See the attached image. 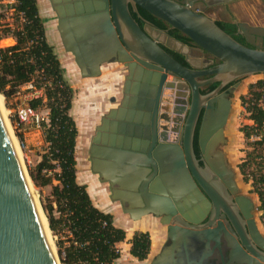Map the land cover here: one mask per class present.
<instances>
[{
  "label": "water",
  "instance_id": "95a60500",
  "mask_svg": "<svg viewBox=\"0 0 264 264\" xmlns=\"http://www.w3.org/2000/svg\"><path fill=\"white\" fill-rule=\"evenodd\" d=\"M51 3L65 51L74 56L83 78L100 77L105 63H121L129 71L122 105L111 111L110 141L99 139L104 127H99L93 140L91 170L100 182L109 185L111 198L119 200L133 219L153 213L163 224H169V243L151 264H217L211 244L215 240L220 245L216 232L192 229V223L198 221L196 213H209L211 208L216 217L221 212L228 216L243 245L254 255L235 241L230 244L226 264H264V241H257L259 248L251 244L239 227V209L235 212L230 208V204L240 205L251 230L257 231L249 212L254 202L239 195L237 173L223 149L229 142L226 126L234 91L224 89L242 77L264 74V28L249 27L261 37L256 43L247 33L252 44L247 46L210 17L168 0ZM130 6L136 12L141 7L166 21L220 64L214 68L202 66L190 47L167 31L151 24L141 27ZM167 49L183 55L190 66L179 62ZM169 75L173 76L171 80L167 79ZM206 75L212 77L198 79ZM210 83L219 86L203 94L201 87ZM121 115L129 117L114 121ZM200 119L199 145L206 167L200 166L195 151ZM101 142L110 148L101 147ZM112 153L113 163L109 161ZM136 206L142 212L134 215ZM41 212L52 233L0 106V264H62Z\"/></svg>",
  "mask_w": 264,
  "mask_h": 264
},
{
  "label": "trees",
  "instance_id": "16d2710c",
  "mask_svg": "<svg viewBox=\"0 0 264 264\" xmlns=\"http://www.w3.org/2000/svg\"><path fill=\"white\" fill-rule=\"evenodd\" d=\"M4 1L10 0H0V16L3 8L11 9L19 22L16 27L6 25L2 29L4 36L14 38L15 43L0 48V92L8 99L28 83H34L36 90L42 91L30 105L48 110V120L42 123L48 149L37 170H31L30 175L37 186L52 185L51 197L42 203L50 229L57 237L61 262L115 264L121 257L119 245L127 240L128 233L115 223L113 214L95 204L88 186L79 181L75 155L79 129L72 114L75 90L47 38L38 0H14L7 4ZM218 24L224 29L222 23ZM257 87L264 89V79L251 84L249 95L242 97L253 124L240 129L251 148L240 168L245 175L246 169H250L246 178L252 180L261 201L259 209L264 212V104L263 90L257 91ZM12 121L17 127L18 119L12 117ZM45 169L53 170L54 175H46ZM129 242L134 257L140 261L148 259L152 250L148 231H136Z\"/></svg>",
  "mask_w": 264,
  "mask_h": 264
},
{
  "label": "rangeland",
  "instance_id": "374dc122",
  "mask_svg": "<svg viewBox=\"0 0 264 264\" xmlns=\"http://www.w3.org/2000/svg\"><path fill=\"white\" fill-rule=\"evenodd\" d=\"M13 2L14 0L4 1L5 4ZM38 4L40 6L39 8H41L40 12L42 18H44V20L46 18V32L50 44L54 47L55 52L59 56L63 67H65L66 64H71L72 66V72L67 70L66 68L64 69L71 86L75 90V103L79 98L87 100V98L84 97L83 94L88 96L89 104L87 106V109L85 110V115H82L75 110V112L72 110V114L76 119L79 129V136L77 139L75 154L78 163V178L81 183L88 182L89 184H94L91 179L93 175L89 170L87 161L85 160V157L87 155L88 139L94 131L95 122L97 120L96 117L99 118L102 113H107L109 107L112 106V97L120 99L122 85L127 70L124 64L119 63L118 65H116L115 71H113V65L103 66V73L100 77L83 78L79 68L74 61V56L71 53L65 51V48L63 47V43L61 41V37L56 31V16L53 9L51 8L49 0H38ZM242 7L243 9L240 17L234 18L238 19L239 21L248 22L253 25L264 27V5L256 7L251 6L247 8L242 5ZM1 13L3 15L0 16V48L8 46L10 44H14L13 38L4 36L2 29L6 25L16 27L19 22L13 16V11L11 9L6 10V8H3ZM48 31H50V33H54L55 37L49 38ZM240 79L241 83L232 93V112L229 122L226 126V136L229 139V142L223 147V149L227 154L229 163L237 173V182L240 188V193L250 197L255 204V218L258 222L261 232L264 234V212L259 209L261 201L258 194L255 192L252 180L248 181L246 178V175L248 176L250 174V169H246L245 175L241 172L240 168V165L246 158L248 151L251 150V148L247 144L244 133L240 129L244 125L253 124V121L249 119V112L247 111V108L242 103V97H247L249 95L250 85L257 83L261 79H264V74L248 75ZM90 87L93 88L91 89L92 93L90 92ZM256 90L261 91L263 90V88L257 87ZM38 96H41V92H36L35 89L31 90L27 87V85H23L20 90L10 98L7 99L3 95V109L5 111V116L11 129V133L13 134L14 139L17 141L18 147L20 149L21 159L31 179L32 187L36 192L38 203L43 208L42 201L47 202L48 198L51 197L52 185L37 186L30 175V171L37 170L38 165L42 161L43 155L47 152L48 149V144L46 143L44 138L43 125L41 126L42 118L48 117V110L45 107L37 110L39 122L32 119L29 121H22L19 116V110L25 106H30V101L34 97ZM12 117L18 119V121L16 122L17 127L13 123ZM17 133L20 134L23 138L21 139L17 135ZM54 183L57 182L54 181ZM103 186H105V184ZM99 188L100 187L96 188V191L92 193L94 202L102 209L111 211L110 209L112 207V204L109 203L105 205L108 199L106 201L105 197L101 195ZM123 216L127 217L125 214H120L119 218ZM124 219L126 220L120 218V220L118 221V225L126 229L128 233L127 240L119 245V247L121 248V257L115 264H150L152 259L167 243L168 226L161 223L158 219L152 216H147L142 219V221L137 222H134L132 219L128 218ZM149 224H152L150 230L148 229ZM152 229H154L153 232ZM136 231H148L151 235V238L156 234H159L160 237L157 248L151 250L148 259L145 261L138 260L130 253L131 243L129 241L132 239ZM51 234L54 245L56 246V251L58 252V257L60 259L56 242L57 237L53 234V232Z\"/></svg>",
  "mask_w": 264,
  "mask_h": 264
},
{
  "label": "flooded vegetation",
  "instance_id": "af4514ba",
  "mask_svg": "<svg viewBox=\"0 0 264 264\" xmlns=\"http://www.w3.org/2000/svg\"><path fill=\"white\" fill-rule=\"evenodd\" d=\"M50 4L52 6L51 0ZM171 2H174L180 6L186 7L189 10L204 15L206 17H210L211 19L215 20L217 23H222L224 26V30H226L229 34H231L237 41L240 43L247 45V46H252V44L249 42V40L246 37V34L249 33L250 36H252V39L254 42L259 43V38L261 37L258 33L252 31L249 29V27H262L263 26H258V25H253L248 22H243L239 21L238 19L234 17H240V14H242V5L247 8V7H256V6H261L264 5V0H168ZM53 8V6H52ZM131 12L133 17L137 19L141 27H144L146 24H151L155 26L156 28L162 29L164 31H167L169 34L174 36L175 38L180 39V37H185L187 40L183 41L185 44H187L190 49H191V54L193 57L199 59L201 61V65H207L208 68H214L217 67L220 64V61L218 59H214L213 56H211L209 53L202 51L200 48L197 47V45L184 33L181 31L173 28L169 23L166 21L154 16L150 12L146 11L145 9L138 7L139 12H136L132 6H130ZM96 11V10H95ZM56 31L60 34L59 29H58V16L56 12ZM69 18V17H67ZM244 25H248V27L245 29ZM264 38V37H263ZM62 41V40H61ZM264 44V43H263ZM64 47V46H63ZM168 52L179 62L186 66H190L188 62L185 60V57L179 53H176L172 51L171 49H167ZM214 61V62H213ZM198 64V62H196ZM126 75L123 81L122 85V92H121V97L120 99H117L116 97H112L111 103L117 105L116 108L114 109H119L122 105V102L124 100V87H125V81L126 77L129 74V71L126 67ZM212 75H206L199 77V80H207L211 78ZM173 76H170L167 79H172ZM237 83H241V79H238L234 81L233 83L229 84L224 91H230V89H233L235 91V85ZM217 86L213 89L212 86L216 85ZM219 86V83H210L206 84L201 87V92L203 94H209L210 92L214 91L217 87ZM233 91V92H234ZM113 109H108L107 113H104L98 122V124L94 127L93 133L90 135L88 139V144H87V155L85 157V160L87 161V165L89 166L90 172L93 174L91 170V150H92V144L93 140L95 137H97L98 132H99V127H104V131H101V136H99L100 140L105 139L106 142L110 141L107 139V135H110V132L108 130L113 126V117H111V111ZM129 116L128 115H121L120 118L117 116L114 118V121H121V118H125L127 120ZM104 134L106 136L104 137ZM106 144V143H105ZM102 142L99 144L101 147H106L110 148L109 145H105ZM109 144V143H107ZM195 151L197 154V158L199 160V164L201 167H206V163L203 158V154L201 152V148L199 145V134L198 137H195ZM115 156L114 153H112V156L109 158V161L113 163L114 159L113 157ZM94 176L97 177L99 180V176L97 174H93ZM100 181V180H99ZM108 185V184H107ZM107 192L109 195V199L113 201L111 196L113 193L109 189V185L107 187ZM239 195H244L239 193ZM246 196V195H245ZM236 197V196H235ZM255 205V204H254ZM136 209H140L139 206H136ZM240 210V209H239ZM124 211V210H123ZM249 212L252 213V219L255 222V226L257 228V231L253 232L251 230V227L249 225V219H247L244 214L242 209L240 210L241 217H238V223L239 227L243 230H245V236L246 238L259 248V245L257 241H264V234L261 232L258 222L255 218V207L254 209H249ZM126 216L129 217V219H133L132 215L129 213H125ZM136 215V214H135ZM147 216H152L156 219H158L161 222V218L156 217L155 214L150 213L148 215H145L144 217ZM143 217V218H144ZM198 221L192 223V229L194 230H207L211 229L216 232V236L219 237L220 239V245L217 246V243L215 240L211 242L212 246L214 247V253L212 255V258L215 259L217 264H226L229 261V254H230V244H234L235 241L239 242V244L247 250V248L243 245V242L241 240V235L239 234L238 230L233 226V224L230 222L228 216L224 213L221 212L218 217H216V213L213 211V208H211L209 213H196L195 216ZM214 220L213 224L210 225V221ZM162 223V222H161ZM168 226V225H167ZM169 243L168 240V234H167V243ZM249 254L254 256L250 251L247 250Z\"/></svg>",
  "mask_w": 264,
  "mask_h": 264
},
{
  "label": "crops",
  "instance_id": "0c3cea01",
  "mask_svg": "<svg viewBox=\"0 0 264 264\" xmlns=\"http://www.w3.org/2000/svg\"><path fill=\"white\" fill-rule=\"evenodd\" d=\"M13 43H15V39L13 38ZM10 45H13V44H10ZM10 45H8V46H10ZM5 47H7V46H5ZM1 48H4V47H1ZM119 63H115V62H113V63H106L105 65H103V66H112L113 65V71H115V67H116V65H118ZM85 84V83H84ZM92 87V86H91ZM89 88L90 89V92H91V89H93V88ZM88 89V90H89ZM83 96L84 97H86L87 98V100H85V105H84V108L85 109H87V105L89 104V102H88V96L87 95H84L83 94ZM75 100H76V98H74V104H75ZM75 105H73V108L75 109V107H74ZM116 106L117 105H115V104H113L112 103V106L111 107H109V109H114V108H116ZM74 109H73V111H74ZM85 109H84V111H85ZM104 113H102L101 114V116L103 115ZM100 116V117H101ZM100 117L98 118V117H96V122H95V126L98 124V122H99V120H100ZM93 175V174H92ZM92 179V181H93V183L94 184H89L88 182H86V183H83V184H86L87 186H88V191H89V193H90V195H91V197H92V199H93V201H94V197H93V195H92V193L93 192H95L96 191V188H98V187H100L99 188V191L101 192V195H103L104 197H105V199H106V201H107V199H108V201H107V203L105 204V205H107V204H112L111 206V211H106V210H104V209H102L100 206H98L96 203V205L100 208V209H102L103 211H105V212H109V213H111V214H113V215H115L114 216V218H115V223L118 225V221L120 220V218L121 219H123V220H126V219H124V218H128L129 219V217L127 216V217H120L119 218V216H120V214H124V211H123V207H122V205H121V203H120V201L119 200H114L113 199V201L111 200V199H109V195H108V192H107V187H108V185H107V183H102V182H100L98 179H97V177L96 176H94L93 175V177L91 178ZM105 184V186H103ZM120 196H118V194H117V198L116 199H118ZM110 201V202H109ZM113 210V211H112ZM145 218V217H144ZM144 218H142V219H144ZM127 219V220H128ZM142 219H140V220H133L134 222H137V221H142ZM118 226H120V225H118ZM120 227H122V226H120ZM123 228V227H122ZM125 229V228H124ZM151 264V263H150Z\"/></svg>",
  "mask_w": 264,
  "mask_h": 264
},
{
  "label": "bare ground",
  "instance_id": "6f19581e",
  "mask_svg": "<svg viewBox=\"0 0 264 264\" xmlns=\"http://www.w3.org/2000/svg\"><path fill=\"white\" fill-rule=\"evenodd\" d=\"M50 2V1H49ZM40 7V6H39ZM51 8H52V6H51ZM53 9V8H52ZM40 10H41V8H40ZM53 11H54V13H55V15H56V11L53 9ZM44 19V18H43ZM45 20H46V18H45ZM44 20V21H45ZM47 26V25H46ZM48 29V28H47ZM60 35V34H59ZM48 37L49 38H54L55 37V34L54 33H50V31H48ZM61 37V36H60ZM72 66H71V64H66L65 65V67L64 68H66L67 70H69V71H71L72 72V68H71ZM70 75V74H69ZM72 75V74H71ZM92 93V92H91ZM95 97V96H94ZM85 100L86 99H83V98H79L77 101H76V103H75V111H77V112H79L80 114H82V115H85V111H84V105H85ZM0 106H1V109H2V111H3V113H4V115H5V111H4V109H3V95H0ZM88 106V105H87ZM86 110V109H85ZM74 111V112H75ZM6 117V116H5ZM7 119V118H6ZM229 119H230V117H229ZM229 122V121H228ZM228 124V123H227ZM14 141H15V145H16V147H17V151H18V154H19V156L21 157V155H20V149H19V147H18V144H17V141L14 139ZM89 167V166H88ZM33 193H34V195H35V198L37 199V195H36V192L33 190ZM38 201V200H37ZM230 208L231 209H233V211H235V212H237V210L238 209H240L241 210V206L240 205H235V204H233V205H231L230 204ZM132 209V208H131ZM239 210V211H240ZM132 212H133V214L135 215V214H139V213H141L142 212V209L140 208V209H132ZM42 213V219H43V222H44V224H45V227H46V229H47V233H48V236H49V239H50V241H51V243L53 244V246H54V242H53V238H52V234H51V232L49 231V229H48V223H47V220H46V217H45V215L43 214V212H41ZM130 214V213H129ZM131 215V214H130ZM148 215V214H147ZM145 215H143L142 216V218L144 217ZM141 218V219H142ZM137 220H140V219H137ZM170 224H171V222H170ZM152 225V224H151ZM151 225L149 224L148 225V229L150 230V228H151ZM165 225H168L169 226V224H165ZM154 231V229H152V232ZM159 240H160V237H159V234H156L155 236H153L152 237V249L154 250V248L156 249L157 248V246H158V243H159ZM261 242H263V241H261Z\"/></svg>",
  "mask_w": 264,
  "mask_h": 264
},
{
  "label": "built area",
  "instance_id": "2783aa9c",
  "mask_svg": "<svg viewBox=\"0 0 264 264\" xmlns=\"http://www.w3.org/2000/svg\"><path fill=\"white\" fill-rule=\"evenodd\" d=\"M27 87L29 89H31V90H34V89L36 90L34 83H28ZM36 92H41V94H42V91H37L36 90ZM261 102L264 103V89H263V95H262ZM37 110L38 109H34L33 107H31V105L30 106L28 105V106H25V107L21 108L19 110L20 119L22 121H29V120L32 119V120H35V121L37 120L39 122V116H38ZM47 120H48V117L47 118H42V122L41 123H43V121H47ZM41 126H42V124H41ZM44 173L46 175H48V176H53L54 175V171L53 170L45 169Z\"/></svg>",
  "mask_w": 264,
  "mask_h": 264
}]
</instances>
